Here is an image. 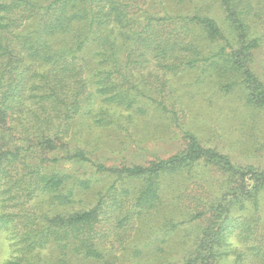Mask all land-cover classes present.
<instances>
[{
    "label": "trees",
    "instance_id": "1",
    "mask_svg": "<svg viewBox=\"0 0 264 264\" xmlns=\"http://www.w3.org/2000/svg\"><path fill=\"white\" fill-rule=\"evenodd\" d=\"M185 1L0 0V208L16 212H0V230L15 222L23 254L7 264H48L24 255L49 243L78 264H122L125 224L155 209L179 179L194 180L193 188L170 189L190 197L176 208L182 220L166 215L162 233L179 234L178 251L162 264H264V0H191L184 11ZM166 75L235 98L247 154L237 160L177 125L164 102ZM98 98L130 111L127 122L150 109L163 114L178 128L180 148L168 156L133 150L116 169L82 145L70 147L77 117L99 125L105 118L97 115L112 117L108 106L93 109ZM66 164H89L113 179L105 196L67 209L90 180ZM38 193L63 210H34L29 204ZM111 215L122 228L109 241L120 247L114 253L102 248L113 232L105 229ZM139 245L136 254L151 247Z\"/></svg>",
    "mask_w": 264,
    "mask_h": 264
},
{
    "label": "rangeland",
    "instance_id": "2",
    "mask_svg": "<svg viewBox=\"0 0 264 264\" xmlns=\"http://www.w3.org/2000/svg\"><path fill=\"white\" fill-rule=\"evenodd\" d=\"M165 1L153 0L155 6L161 5V3L164 5L166 3ZM173 5L176 4L173 2ZM192 5L191 0H186L184 11H187ZM263 50L260 52L261 57L264 59ZM166 79L168 81L163 93L165 98L164 102L170 110L175 112L178 119L177 125L183 129L190 128L194 130L206 145L225 149V151L237 160H240V158L247 154L237 118L240 113L238 107L240 103L235 98L213 96L204 85L192 86V80L181 75H166ZM100 106H103V108L104 106H108L112 114L109 111L107 113L112 115V117L97 115L98 119L100 117L105 118V122L111 119L113 123L104 126L105 122L100 125L96 124L90 116L84 115L77 117L74 120V125L67 140L70 147H75L79 144L82 145L84 150L95 154L96 158L100 159L107 168L116 167L118 169L117 167H120L122 160L126 159L129 161L133 158V150L143 153V149L145 148L151 152L161 153L162 156H168L176 152L177 148H180L181 140L174 134L175 131L178 132V128L174 129L170 127L168 121L163 117V114L154 113L150 109L145 115L133 116L131 121L127 122V115L130 111L121 110L119 107H117L118 109L112 106L110 107V105L98 98L93 104V109L97 111ZM116 120L119 121V124L123 125L121 126L116 123ZM148 157L146 158L150 159ZM91 158L96 160L94 155H91ZM260 161H264V157L262 160L260 158ZM137 162L141 163L142 160L138 159ZM65 167L67 169H71L72 167L78 170L79 175H82L84 179L87 178L90 180L88 187L82 189L79 194L75 195L74 199H72V204L68 205L67 209L74 210L90 207L98 200L100 195L105 196L107 188L113 180L105 177L102 173H97L95 167L89 164L83 166L66 164ZM193 182L194 180L188 179L182 183L179 179L173 183L172 188L178 184L191 189L193 188ZM165 184L167 185V183ZM172 188L167 186L164 188L160 193V199L158 201L156 200V208L147 213L143 212L144 216L142 219H137L139 220L137 221L136 218H133L125 224L126 232L123 244H126L127 250L123 251L121 257H119L120 263L132 264L147 260L152 264H162L163 262H170L171 258L173 259L175 257L178 251L179 234H169L165 238V234L162 233L163 224L165 219H167L166 215L171 216L175 214L177 221L182 220L179 215L180 212L177 209L181 204L185 207L183 203L190 196H180L178 195L179 191L183 192L184 190L172 191ZM170 189L172 190L170 191ZM131 192L133 194L135 192L133 185H131ZM174 192L178 193L172 196ZM187 193L189 191H186ZM29 205L36 211H47L51 213L52 211L57 212L63 210V207L57 201L52 200L45 193H38ZM126 205L129 207L130 202ZM0 212L16 213L15 209L11 208L6 210L0 208ZM187 212V209L184 208L183 214ZM115 215L119 217L118 211H116ZM115 215H111L109 221L105 224V229L113 231L112 234H109V236L102 240L104 242L102 244L103 250L113 253L118 252L116 250L120 249V247L116 244V249L112 248L113 246H111L109 241L114 234L122 232L121 227L115 226ZM15 225L14 222L12 226L6 225L0 230V264H7L9 260L23 257V254L20 252V246L17 243L18 237L15 233ZM180 229L177 231H180ZM164 238L166 245H161L160 240ZM230 240L234 245H239L235 238L231 237ZM140 243L150 244L151 247L146 246V248H143L144 251L142 254H136L134 249L137 245V248H141ZM157 246H160L159 248L162 251L158 250L159 248L154 249ZM24 256L35 257L37 261L39 260L48 264H64V261L65 264H78L74 257H69L67 259L68 261L66 258H62L67 257L65 251L60 250L57 245L55 246L50 243L36 248V250ZM84 264L96 263L85 262ZM228 264H231V261Z\"/></svg>",
    "mask_w": 264,
    "mask_h": 264
}]
</instances>
